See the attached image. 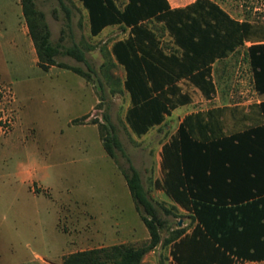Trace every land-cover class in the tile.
<instances>
[{"label": "trees", "instance_id": "1", "mask_svg": "<svg viewBox=\"0 0 264 264\" xmlns=\"http://www.w3.org/2000/svg\"><path fill=\"white\" fill-rule=\"evenodd\" d=\"M34 1L20 0L19 4L36 64L47 69L55 63L88 76L79 65L55 59L62 53L85 61L86 55L76 41L65 45L50 39V26ZM57 1L67 23L70 9L66 0ZM81 4L91 35L106 24L128 27L125 37L99 46L104 57L99 73H94L100 89L108 84L111 91H119V85L126 90L124 120L135 134L146 132L164 113L191 99L183 81L210 98L216 86L212 62L241 44L248 54L253 89L264 93V19L232 17L216 0H192L178 7H171L168 0H126L121 6L116 0H81ZM150 19L167 29L174 50L161 45L155 29L147 23ZM114 63L124 70L121 81L110 72ZM87 67L90 69L89 64ZM87 115L85 112L72 121H83ZM101 115L103 121L97 122L100 141L121 172L148 237L141 243L110 242L74 249L63 254L59 264H141L143 255L157 242L170 246L173 264L264 259V98L245 105L219 103L186 111L160 143V174L152 184L165 193L173 207L187 210L191 220L187 226L171 228L163 237L159 230L166 218L160 211L169 209L151 200L107 110ZM228 120H232L230 127ZM117 153L124 163L118 161Z\"/></svg>", "mask_w": 264, "mask_h": 264}, {"label": "rangeland", "instance_id": "2", "mask_svg": "<svg viewBox=\"0 0 264 264\" xmlns=\"http://www.w3.org/2000/svg\"><path fill=\"white\" fill-rule=\"evenodd\" d=\"M19 1L0 0V264H59L62 255L74 249L147 240L130 190L98 135L97 122L103 121L104 110L149 197L169 209L160 211L166 218L159 230L161 237L175 226L189 225L187 210L173 207L152 184L160 174V143L186 111L219 103L245 105L264 98V93L253 89L244 44L213 61L216 86L209 99L183 81L191 99L145 133L135 134L124 120L126 90L119 85V91H111L108 84L100 89L94 73H99L104 57L99 46L125 37L128 27L106 24L91 35L81 0L65 1L70 9L67 23L57 0H35L50 26V39L65 45L76 41L86 55V62L62 53L55 59L79 65L89 75L55 63L42 69L35 62ZM116 1L121 6L126 0ZM216 1L232 17L264 19V0ZM147 23L166 50L176 48L160 21ZM87 43L90 48L85 47ZM110 72L123 79L120 64L114 63ZM85 112L89 115L83 121H72ZM89 118L96 122H88ZM231 125L228 120L227 126ZM117 158L124 163L123 156L117 153ZM169 247L157 242L143 255L141 264H173Z\"/></svg>", "mask_w": 264, "mask_h": 264}, {"label": "crops", "instance_id": "3", "mask_svg": "<svg viewBox=\"0 0 264 264\" xmlns=\"http://www.w3.org/2000/svg\"><path fill=\"white\" fill-rule=\"evenodd\" d=\"M190 1H192V0H168V2H169V5L171 6V7H178V6H183V4H186V3H188V2H190ZM169 35V34H168ZM170 37V36H169ZM172 43V42H171ZM173 44V43H172ZM174 45V44H173ZM213 63V62H212ZM214 93V92H213ZM206 99H209V98H206ZM181 105H183V104H181ZM179 106V105H178ZM177 107V106H176ZM175 107V108H176ZM174 110V108L171 110V112L170 113H172V111ZM169 112L168 113H164V116H163V118H162V120L164 119V117H165V115L166 114H170ZM183 114V113H182ZM182 116V115H181ZM181 118V117H180ZM180 118L178 119V121L180 120ZM161 120V121H162ZM160 121V122H161ZM178 121H177V123H178ZM160 122H158V123H156V124H159ZM156 124H154V125H156ZM177 125V124H176ZM153 126V125H152ZM151 127V126H150ZM149 127V128H150ZM176 127V126H175ZM148 128V129H149ZM147 129V130H148ZM175 129V128H174ZM174 131V130H173ZM172 131V132H173ZM171 132V133H172ZM145 133V132H144ZM143 134V133H142ZM115 243V242H114ZM231 264H264V259H259V260H248V258H245V259H241V260H237V261H235V262H233V263H231Z\"/></svg>", "mask_w": 264, "mask_h": 264}, {"label": "water", "instance_id": "4", "mask_svg": "<svg viewBox=\"0 0 264 264\" xmlns=\"http://www.w3.org/2000/svg\"><path fill=\"white\" fill-rule=\"evenodd\" d=\"M178 224H179V222H178Z\"/></svg>", "mask_w": 264, "mask_h": 264}]
</instances>
